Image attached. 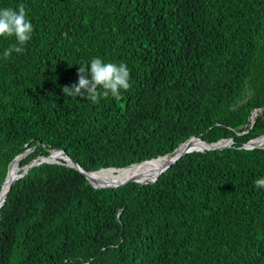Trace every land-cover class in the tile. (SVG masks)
Here are the masks:
<instances>
[{
  "label": "trees",
  "instance_id": "16d2710c",
  "mask_svg": "<svg viewBox=\"0 0 264 264\" xmlns=\"http://www.w3.org/2000/svg\"><path fill=\"white\" fill-rule=\"evenodd\" d=\"M21 3L33 25L24 52L4 59L16 41L0 37V190L25 151L20 167L58 148L94 171L190 136L233 143L189 152L146 184L96 188L64 160L29 168L0 207V264H264V148L243 147L264 134V0L0 8ZM93 57L127 65L120 99L63 94Z\"/></svg>",
  "mask_w": 264,
  "mask_h": 264
},
{
  "label": "clouds",
  "instance_id": "9594fccd",
  "mask_svg": "<svg viewBox=\"0 0 264 264\" xmlns=\"http://www.w3.org/2000/svg\"><path fill=\"white\" fill-rule=\"evenodd\" d=\"M32 32L33 25L23 3L16 8H0V37H14L16 41L4 50V59L9 58L13 52L22 54ZM77 77L76 83L62 88L63 94L71 98L83 97L94 104L109 96L118 100L122 91H127L131 86L130 70L125 63L105 62L99 57L81 63ZM254 186L264 189V177L255 179Z\"/></svg>",
  "mask_w": 264,
  "mask_h": 264
},
{
  "label": "water",
  "instance_id": "95a60500",
  "mask_svg": "<svg viewBox=\"0 0 264 264\" xmlns=\"http://www.w3.org/2000/svg\"><path fill=\"white\" fill-rule=\"evenodd\" d=\"M191 138H197L204 146L201 147V148H193V147L185 146L183 149H181L180 152L177 153L176 150L183 143L187 142ZM261 138H264V134L248 140L243 145V147L244 148H248V149L256 148V147L257 148H264V143H260L259 144L258 142H256V141H258ZM232 143H233V139L232 138H223V139H220V140L215 141V142H208V141L202 139L201 137L190 136L188 139H186L185 141H183L182 143H180L170 154H166V155L159 156V157H162V158L163 157H166L167 158L166 159L167 161L161 166V168L156 173L155 177H153L151 179H146V180H138V179H135V178H130V179L124 180L122 182L110 183V184H102V183H99V182H93V180L90 178V174L93 173V172H97V171L105 170V169H111V170H114V171H118V170H121V169L129 168V167H131L133 165H139L140 163H143L145 161L157 159L159 157L152 158V159H149V160H144V161H141V162L136 163V164H132V165L127 166V167H124V168L107 167V168H101V169L94 170V171H87V170L83 169L76 161H74L68 154H66L63 149H58V148L50 149L48 155H38V156H36L32 160H30L26 165H23L22 167H20V170H22V171L21 172L19 171V173L17 174V176H14L13 178H10L9 179V183H8L7 189H6L5 193H4V196H3L2 202L0 204V207L4 204V202L6 200V196H7L8 190H9L10 186L14 183V181L18 177H20L23 174H25L28 171L29 168H31L33 166H36V165H39L41 163H61V161L64 160L67 165L74 167L80 173L84 174V176L89 181V183L93 187H96V188H100V187H117V186L126 184L128 182H138V183H141V184H146V183H153V182H155L156 179L160 176V174H162L168 167H170L172 164H174L175 162H177L178 159H180L182 156H184L185 154H187L189 152H192V151H205V150H211V149H222V148L231 146ZM27 152L28 151H25V152H23V153L15 156L13 158V160L16 157H18V156H23L24 157L27 154ZM54 152H60L62 157L60 159H58V160L51 159L50 156ZM11 162L8 165L7 173H6V176H5V179H4L3 183H2V185L8 179V176H9V166H10Z\"/></svg>",
  "mask_w": 264,
  "mask_h": 264
},
{
  "label": "bare ground",
  "instance_id": "6f19581e",
  "mask_svg": "<svg viewBox=\"0 0 264 264\" xmlns=\"http://www.w3.org/2000/svg\"><path fill=\"white\" fill-rule=\"evenodd\" d=\"M253 117V116H252ZM260 143H264V138L259 139L258 141ZM255 142V143H256ZM185 146L193 147V148H201L204 145L197 139V138H191L187 142L183 143L176 152H180L181 149H183ZM61 153L60 152H54L50 156L53 160L60 159ZM23 159V156L16 157L9 166V176L6 182L2 185L0 190V204L2 202L4 193L7 189L9 179L13 178L14 176H17V174L20 171V161ZM166 157H159L157 159L145 161L143 163H140L139 165H133L126 169H121L118 171H114L111 169H105L100 170L97 172H93L90 174V178L93 180V182H99L102 184H110V183H118L122 182L124 180L135 178L138 180H146L151 179L155 177L158 170L161 168V166L167 161Z\"/></svg>",
  "mask_w": 264,
  "mask_h": 264
},
{
  "label": "rangeland",
  "instance_id": "374dc122",
  "mask_svg": "<svg viewBox=\"0 0 264 264\" xmlns=\"http://www.w3.org/2000/svg\"><path fill=\"white\" fill-rule=\"evenodd\" d=\"M256 114V111H254V115Z\"/></svg>",
  "mask_w": 264,
  "mask_h": 264
}]
</instances>
